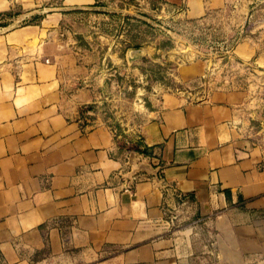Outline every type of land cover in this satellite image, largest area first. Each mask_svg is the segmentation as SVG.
Instances as JSON below:
<instances>
[{
    "label": "crops",
    "instance_id": "0c3cea01",
    "mask_svg": "<svg viewBox=\"0 0 264 264\" xmlns=\"http://www.w3.org/2000/svg\"><path fill=\"white\" fill-rule=\"evenodd\" d=\"M160 1L230 18L229 57L264 71V0ZM98 3L0 0L1 264H264V145L230 91L165 93L126 141L147 153L88 118L106 74L67 60L65 21Z\"/></svg>",
    "mask_w": 264,
    "mask_h": 264
},
{
    "label": "rangeland",
    "instance_id": "374dc122",
    "mask_svg": "<svg viewBox=\"0 0 264 264\" xmlns=\"http://www.w3.org/2000/svg\"><path fill=\"white\" fill-rule=\"evenodd\" d=\"M91 13L65 21L78 32L73 47L81 54L70 52L67 60L83 56L95 73L104 70L105 84L85 111L118 143L135 136L165 93L199 102L222 86L241 109L249 138L264 145V71L229 57L238 39L230 18L188 20L160 0H99ZM131 50L143 54L130 58Z\"/></svg>",
    "mask_w": 264,
    "mask_h": 264
},
{
    "label": "trees",
    "instance_id": "16d2710c",
    "mask_svg": "<svg viewBox=\"0 0 264 264\" xmlns=\"http://www.w3.org/2000/svg\"><path fill=\"white\" fill-rule=\"evenodd\" d=\"M119 147L123 148H127L129 150H134V151H137V152H140V153H147V150L146 148H142V144H139V143H131L129 145L126 144V142H119ZM2 263V256H1V253H0V264Z\"/></svg>",
    "mask_w": 264,
    "mask_h": 264
},
{
    "label": "built area",
    "instance_id": "2783aa9c",
    "mask_svg": "<svg viewBox=\"0 0 264 264\" xmlns=\"http://www.w3.org/2000/svg\"><path fill=\"white\" fill-rule=\"evenodd\" d=\"M236 43V42H235ZM233 48V47H232ZM231 48V49H232ZM229 48H227V50H228ZM230 49V50H231ZM227 52H229V50L227 51ZM177 195V198H178V201H179V203L181 204V205H185L186 204V198L183 196V195H181V194H179V193H177L176 194Z\"/></svg>",
    "mask_w": 264,
    "mask_h": 264
},
{
    "label": "water",
    "instance_id": "95a60500",
    "mask_svg": "<svg viewBox=\"0 0 264 264\" xmlns=\"http://www.w3.org/2000/svg\"><path fill=\"white\" fill-rule=\"evenodd\" d=\"M143 54V51H134L131 53V58H135L137 55Z\"/></svg>",
    "mask_w": 264,
    "mask_h": 264
}]
</instances>
